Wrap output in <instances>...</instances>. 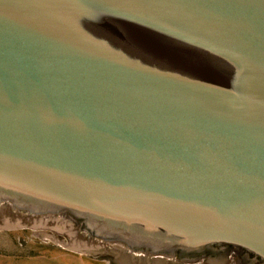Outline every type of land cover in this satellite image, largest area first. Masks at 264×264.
<instances>
[{
	"label": "water",
	"instance_id": "obj_1",
	"mask_svg": "<svg viewBox=\"0 0 264 264\" xmlns=\"http://www.w3.org/2000/svg\"><path fill=\"white\" fill-rule=\"evenodd\" d=\"M55 217L264 264V0H0V229Z\"/></svg>",
	"mask_w": 264,
	"mask_h": 264
},
{
	"label": "rangeland",
	"instance_id": "obj_2",
	"mask_svg": "<svg viewBox=\"0 0 264 264\" xmlns=\"http://www.w3.org/2000/svg\"><path fill=\"white\" fill-rule=\"evenodd\" d=\"M28 221L25 226L0 229V264H183L174 259L137 258L121 246L89 242L82 235L73 239L80 245L74 250L65 246L76 232L69 220Z\"/></svg>",
	"mask_w": 264,
	"mask_h": 264
},
{
	"label": "flooded vegetation",
	"instance_id": "obj_3",
	"mask_svg": "<svg viewBox=\"0 0 264 264\" xmlns=\"http://www.w3.org/2000/svg\"><path fill=\"white\" fill-rule=\"evenodd\" d=\"M214 258L215 256L213 255H205L199 262L195 264H245V262L241 260L240 257L236 256L235 254L229 251L225 253L221 260L217 263H215Z\"/></svg>",
	"mask_w": 264,
	"mask_h": 264
},
{
	"label": "bare ground",
	"instance_id": "obj_4",
	"mask_svg": "<svg viewBox=\"0 0 264 264\" xmlns=\"http://www.w3.org/2000/svg\"><path fill=\"white\" fill-rule=\"evenodd\" d=\"M74 239V238H73ZM72 245L76 248V247H79L80 245H79V242H77V241H73L72 240Z\"/></svg>",
	"mask_w": 264,
	"mask_h": 264
}]
</instances>
